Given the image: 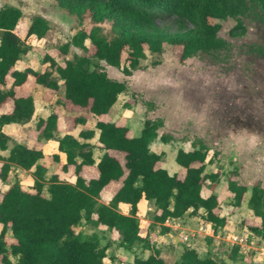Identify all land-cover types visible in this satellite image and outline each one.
I'll use <instances>...</instances> for the list:
<instances>
[{
    "label": "trees",
    "instance_id": "1",
    "mask_svg": "<svg viewBox=\"0 0 264 264\" xmlns=\"http://www.w3.org/2000/svg\"><path fill=\"white\" fill-rule=\"evenodd\" d=\"M57 2L79 23L88 15L92 25L89 30L79 27L58 47L64 56L70 47L84 54H74L58 62L46 53L41 58L40 68L16 69L15 65L21 55L28 54L32 45L44 39L49 30L48 21L39 14L23 21L19 7L0 6V150H9L6 157L0 155V180L4 182L8 178L12 165L25 170L33 168L34 175L30 188H24L15 180L0 191V264H107L104 258L108 244L101 246L96 233L83 236L75 231L83 222L116 232L120 245L127 250L141 243L149 253L146 257L135 256L131 264H227L202 256L192 247L184 248L177 260L168 263L160 256L156 245L141 235L138 219L141 200L153 203L152 218L157 223L200 212L203 221L212 228H224L227 219L219 215L220 195H201L206 180L214 188L220 173L206 172L212 162L210 149L202 139L196 138L191 141L189 150L177 149L175 161L182 170L169 174L162 167L163 153L150 149L157 137L164 143L173 140L169 133L158 134L164 126L162 117L146 119L137 136L131 135L122 121L103 119L127 87L124 81L110 78L100 61L129 76L139 68L145 51L161 52L164 44L181 47L180 62L199 54L219 59L222 52L229 50L230 42L219 35L222 26L214 20L238 19L247 12L250 2L259 9L256 19L264 26V0ZM159 18L170 19L175 29L158 25ZM102 23L110 25V37L102 32ZM241 29L245 30L242 26ZM255 50L264 56V46L256 45ZM7 76L11 77L9 85ZM38 87L51 91L52 95L61 89L60 105L95 115L94 128L98 130L95 144L88 142L94 137L95 129H82L77 137L67 132L57 136L56 133L61 132L59 115L51 112L35 123V146L13 141L8 148L11 138L2 127L31 120L34 91ZM84 122L83 116L73 118V126ZM51 139L57 141V152L52 159L61 162L62 177L59 173L50 175L47 196L42 182L47 166L41 162L44 154L40 143ZM94 147L102 151L96 163ZM86 166L92 168L89 177L82 174ZM226 187L231 193V205L239 207L249 187L238 179L237 169L230 171ZM107 191H110L109 197L99 202ZM120 204L128 206L127 214L119 211ZM247 206L254 220L247 228L264 238V187L259 181L250 186ZM167 230L161 227L162 232ZM8 232L10 243L6 241ZM10 256L15 257V261Z\"/></svg>",
    "mask_w": 264,
    "mask_h": 264
},
{
    "label": "rangeland",
    "instance_id": "2",
    "mask_svg": "<svg viewBox=\"0 0 264 264\" xmlns=\"http://www.w3.org/2000/svg\"><path fill=\"white\" fill-rule=\"evenodd\" d=\"M4 4L19 7L23 21L34 14H39L49 24L44 39L32 45L28 54L21 55L15 65L16 69L27 66L40 68L41 58L46 53L58 62L74 54H84L82 50L70 47L68 54L64 56L58 47L79 27L83 26L89 30L92 24L88 15L79 23L74 15L58 4L57 0H0V6ZM258 13L259 9L248 2L247 12L239 15L238 19L228 17L214 20L222 26L219 35L230 42L229 50L222 52L219 59H215L213 55L199 54L180 62L178 54L181 47L164 44L161 52L145 51V58L140 60L139 68L133 70L129 76L123 75L118 68L100 61L101 67L110 78L124 81L127 87L125 92L118 96L104 119L115 122L126 115L127 123L136 128L142 126L148 118L162 117L164 126L158 130V134L166 132L173 136L168 146L164 144L166 153L164 152L163 167L170 174L178 172L181 168L175 161L176 150L179 148L188 150L191 148L192 140L202 139L208 145L209 156L212 158L206 172L220 173L214 192L220 194L219 208L223 215L231 214L229 211L231 193L226 187L231 170L237 169L244 183L259 177L264 178V56H260L255 50L256 45L264 46V26L256 19ZM157 23L168 30L175 29L170 19L159 18ZM240 25L245 28L244 31ZM100 26L102 32L110 37L112 34L110 25L102 23ZM232 30L234 34L231 33ZM85 43L89 45L88 40ZM34 92V118L27 128L10 130L18 140L30 144L32 141L27 137V133L28 135L33 133L39 116L46 117L51 112L59 115L60 130L64 129L76 137L80 129L94 127L95 115L79 108L73 111L58 103V99L62 98L61 89L55 95L39 87ZM126 103L129 106H126ZM77 116H83L85 122L73 126V118ZM129 133L138 134L136 131ZM60 134L56 133L57 136ZM13 141L10 140L11 144ZM89 141L95 140L92 138ZM154 143L150 146L153 151L160 147V140H155ZM56 146L57 141L54 139L44 142L43 145L44 157L41 162L47 166V171L42 182L43 193L47 196L46 187L50 175L59 173L62 177L61 162L52 159L53 154L57 152ZM93 152L95 159L98 158V149L94 148ZM91 169V166L84 167L82 174L89 177ZM15 180L24 188H30L34 181L33 168L25 170L12 165L8 179L4 182L0 180V189L5 190ZM69 180L73 181V178ZM208 183L207 180L203 186L205 193L209 191ZM109 192L107 191L98 201H106ZM243 202V208L224 228L214 229L209 223L206 225L200 212L192 218L189 214L185 215L191 218L188 228L184 235L178 232L180 242L177 248H174L170 238L162 242L160 251L163 253V259L172 263L178 259L184 248L194 246L193 248L202 256L216 260H223L229 256L233 260L230 264H254L251 261L253 250H248L253 246L250 243V236L249 239L248 237L245 239L248 233L247 225L254 220L246 200L243 199ZM119 211L123 212L124 209L120 208ZM152 213V210L146 209L144 213L138 214L140 233L148 238L151 236L150 239L158 244V232L163 226L153 221ZM210 230L213 231L211 236L208 234ZM75 231L83 236L96 233L101 246L108 244L104 258L107 264H131L135 256L146 257L149 253L141 243H136L127 250L120 245V238L116 232L101 230L86 222L79 225ZM212 239H215L212 248L207 249L204 241L211 244ZM6 241L8 243L12 241L10 232L6 235ZM256 246L262 247L258 249L264 252V242L260 241ZM10 258L12 261L16 259L13 256ZM261 264H264V258Z\"/></svg>",
    "mask_w": 264,
    "mask_h": 264
},
{
    "label": "crops",
    "instance_id": "3",
    "mask_svg": "<svg viewBox=\"0 0 264 264\" xmlns=\"http://www.w3.org/2000/svg\"><path fill=\"white\" fill-rule=\"evenodd\" d=\"M22 69V68H21ZM7 85H9L10 84V82H11V77L10 76H7ZM107 114H108V112H107ZM106 114V115H107ZM124 115V114H123ZM34 113H33V115H32V118H31V120L34 118ZM105 116V115H104ZM104 116H103V119H104ZM47 117V116H46ZM46 117H44V116H39L38 117V119L39 118H46ZM127 117H126V115L125 116H123V117H121V118H119L117 121H115V122H118V121H122L125 125H127L128 126V128H129V132H135L136 131V133H138V134H135V135H133V136H137V135H139L140 134V131H141V129H142V126H143V124H142V126L141 125H139L138 127H136V128H134V127H132L130 124H128L127 123V119H126ZM152 119V118H151ZM31 120L29 121V122H27L26 124H17V123H10V124H5L3 127H2V130H3V132L4 133H6L7 135H9V137L11 138V139H13L14 141H16V142H19V143H22V144H24V145H26V146H28V147H32V146H35L36 145V140H35V134H34V128H35V125H34V127H33V133L31 132L29 135H28V133H27V137L32 141L30 144H27V143H24V142H22L21 140H18L11 132H10V130L11 129H16V130H18V129H23V128H27L26 126H28L29 125V123L31 122ZM106 120V119H105ZM37 121V120H36ZM96 121V120H95ZM107 121H111L112 122V120H107ZM36 123V122H35ZM60 124L61 123H59V126H60ZM95 124V123H94ZM75 128V127H74ZM140 128V129H139ZM91 129H95L94 127L93 128H91ZM80 130H82V129H80ZM79 130V131H80ZM78 131V132H79ZM70 133V132H68V131H65L64 129H62L61 130V134H63V133ZM71 134V133H70ZM73 135V134H72ZM73 136H75V135H73ZM78 136V135H77ZM97 136H98V130L97 129H95V134H94V140L95 141H89L88 140V142H90V143H92V144H95V142H96V139H97ZM76 137V136H75ZM158 139H159V137H157ZM157 138H155L151 143H154V141L155 140H158ZM81 140V139H80ZM160 140V139H159ZM44 142H46V141H43V142H41L40 143V148H41V150H42V152H43V154H44V150H43V145H44ZM39 144V143H38ZM155 144V143H154ZM164 144L166 145L167 144V146H168V143H164V142H162L161 140H160V147H158V149L157 150H155L154 152H156V153H160V152H162L163 153V162H162V167H163V165H164V152L166 153V149H165V147H164ZM12 146V144H11V142L9 141L8 142V148H10ZM150 146H151V144H150ZM57 147V146H56ZM94 148H96V149H98L97 147H94ZM93 148V149H94ZM150 149H151V147H150ZM152 150V149H151ZM189 150V149H188ZM93 151V150H92ZM98 151H99V157L101 156V154H102V151L100 150V149H98ZM153 151V150H152ZM177 151V150H176ZM8 152H9V150L8 149H6V150H0V155L1 156H3V157H6L7 155H8ZM99 157L98 158H96L95 159V157H94V152H93V159L95 160V163L99 160ZM0 163H1V161H0ZM164 168V167H163ZM181 168H179V170H178V172H181ZM177 173V172H176ZM170 174V173H169ZM172 174H175V173H172ZM181 174V173H180ZM8 177H9V175H8ZM8 179V178H7ZM6 179V180H7ZM238 179L241 181V179H240V177H239V172H238ZM5 180V181H6ZM207 181V180H206ZM209 181V180H208ZM255 181H259L260 182V184H261V186H263L264 187V178H256V179H254V180H251L249 183L247 182V183H244L243 181H241L242 183H244V184H246L248 187H250ZM205 184H206V182H205ZM204 184V185H205ZM209 185H208V189H209V191L207 192V193H205V192H203V187H202V189H201V195L203 196V197H207L208 195H210V194H212V193H214V194H216V195H220V194H217V193H215L214 192V190H215V187H216V185L214 186V188H211V183H210V181H209V183H208ZM203 185V186H204ZM0 191H3V190H1L0 189ZM249 196H250V190H249V188H248V190L244 193V195H243V199H245L246 200V203H247V201H248V199H249ZM243 199H242V203H241V205L239 206V207H237V208H234L232 205H231V208L229 209V211H230V215H223V214H221V209L220 208H218L219 209V215L220 216H224V217H226V219H227V223L229 222V221H231V219H233L234 217H235V215L238 213V211L240 210V209H242L243 208V204H244V202H243ZM120 207L121 208H123L124 209V211L122 212L123 214H127V209H128V206L127 205H125V204H120ZM138 207H139V214H142V213H144L145 212V210L146 209H150V210H154V205H153V203L152 202H148V201H146V200H141L140 202H139V205H138ZM219 207H220V204H219ZM249 211H251L250 209H249ZM235 212V213H234ZM251 213H252V211H251ZM186 216L188 215V214H185ZM182 216L181 218H171V219H168V220H166L165 222H164V224H161L162 226H165L168 230L166 231V232H162V231H159L158 232V240H157V242H158V244L156 243H154L153 242V239H150V237L151 236H149V240L151 241V242H153L155 245H156V247L160 250V248H161V246H162V242H164V240L166 241V239L167 238H170L171 239V242L174 244L173 246H174V248H177L178 247V245H179V242H180V234H183L184 235V233H185V230L188 228V222H190V220H191V218L192 217H194L193 215H190L191 216V218H187L186 216ZM190 216H188V217H190ZM252 219H253V214H252ZM202 220V219H201ZM204 223H206V225H208V223L207 222H205L204 221ZM209 226H211L210 224H209ZM248 229V228H247ZM180 234H179V233ZM209 236H211V235H213V231L212 230H210L209 231ZM247 237H248V239H249V236H250V241H252V243H253V246L252 247H254V248H260V247H257L256 245L258 244V242H260V241H262V242H264V238H261L260 236H258V235H255L254 233H252L249 229H248V233H247V235H246ZM152 238V237H151ZM163 240V241H162ZM214 240L215 239H212V242H211V244H209V241L208 242H206V241H204V245L206 246V248L207 249H209V247L210 248H212V245H213V243H214ZM211 241V240H210ZM194 247V246H193ZM192 247V248H193ZM195 249V248H194ZM196 250V249H195ZM251 253H253V252H251ZM162 251H160V256L163 258V256H162ZM254 254V253H253ZM252 254V255H253ZM166 261V260H165ZM223 261L224 262H226L227 264H230V262H233V260H231V258L228 256L227 258H224L223 259Z\"/></svg>",
    "mask_w": 264,
    "mask_h": 264
},
{
    "label": "built area",
    "instance_id": "4",
    "mask_svg": "<svg viewBox=\"0 0 264 264\" xmlns=\"http://www.w3.org/2000/svg\"><path fill=\"white\" fill-rule=\"evenodd\" d=\"M245 239H247V236H245ZM245 239H242L245 241ZM250 243L253 245L252 241H250ZM250 249L248 250H253L251 252H253L254 254L252 255L251 257V261L254 263V264H261L262 263V260L264 258V252L262 253L261 250H259L258 248H254V247H249ZM262 248V247H260Z\"/></svg>",
    "mask_w": 264,
    "mask_h": 264
}]
</instances>
